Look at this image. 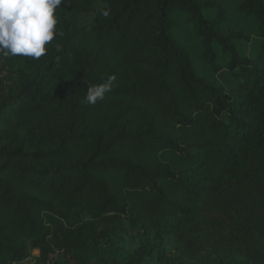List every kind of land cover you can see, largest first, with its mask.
<instances>
[{
    "label": "trees",
    "instance_id": "obj_1",
    "mask_svg": "<svg viewBox=\"0 0 264 264\" xmlns=\"http://www.w3.org/2000/svg\"><path fill=\"white\" fill-rule=\"evenodd\" d=\"M68 4L0 57V264H264V0Z\"/></svg>",
    "mask_w": 264,
    "mask_h": 264
},
{
    "label": "clouds",
    "instance_id": "obj_2",
    "mask_svg": "<svg viewBox=\"0 0 264 264\" xmlns=\"http://www.w3.org/2000/svg\"><path fill=\"white\" fill-rule=\"evenodd\" d=\"M68 0H0V57H28L34 60L47 54L51 44L62 32L57 31L56 15ZM105 17L107 11L102 13ZM59 51V45L56 46ZM115 75L87 88L83 103L95 105L112 90Z\"/></svg>",
    "mask_w": 264,
    "mask_h": 264
},
{
    "label": "rangeland",
    "instance_id": "obj_3",
    "mask_svg": "<svg viewBox=\"0 0 264 264\" xmlns=\"http://www.w3.org/2000/svg\"><path fill=\"white\" fill-rule=\"evenodd\" d=\"M91 19H92L91 16L83 15L79 19V24L83 26L89 23ZM143 242H144V237L141 236V232L137 230L135 231L130 230L129 234L124 236L123 244L120 247L116 248L115 251H113V253L119 260H126L133 254L134 250L138 248V246ZM168 255L169 257L171 256V254ZM58 258L59 261H62L61 257Z\"/></svg>",
    "mask_w": 264,
    "mask_h": 264
},
{
    "label": "built area",
    "instance_id": "obj_4",
    "mask_svg": "<svg viewBox=\"0 0 264 264\" xmlns=\"http://www.w3.org/2000/svg\"><path fill=\"white\" fill-rule=\"evenodd\" d=\"M10 264H50L49 261L43 263L40 260L39 252L37 250H31L29 255L19 261L11 262Z\"/></svg>",
    "mask_w": 264,
    "mask_h": 264
}]
</instances>
